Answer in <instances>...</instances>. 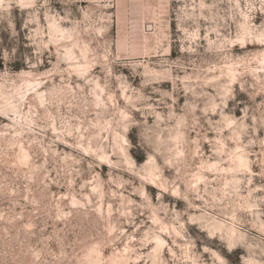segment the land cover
<instances>
[{
    "label": "rangeland",
    "instance_id": "rangeland-1",
    "mask_svg": "<svg viewBox=\"0 0 264 264\" xmlns=\"http://www.w3.org/2000/svg\"><path fill=\"white\" fill-rule=\"evenodd\" d=\"M0 264H264V0H0Z\"/></svg>",
    "mask_w": 264,
    "mask_h": 264
}]
</instances>
